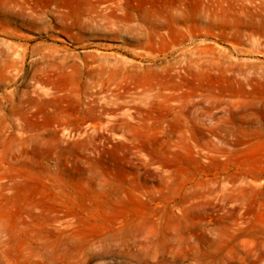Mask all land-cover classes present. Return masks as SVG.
<instances>
[{
	"label": "rangeland",
	"instance_id": "374dc122",
	"mask_svg": "<svg viewBox=\"0 0 264 264\" xmlns=\"http://www.w3.org/2000/svg\"><path fill=\"white\" fill-rule=\"evenodd\" d=\"M81 5L0 0V264H264V0Z\"/></svg>",
	"mask_w": 264,
	"mask_h": 264
},
{
	"label": "bare ground",
	"instance_id": "6f19581e",
	"mask_svg": "<svg viewBox=\"0 0 264 264\" xmlns=\"http://www.w3.org/2000/svg\"><path fill=\"white\" fill-rule=\"evenodd\" d=\"M22 1V3L23 4H27V0H21ZM49 1V3L50 4H55V5H57V6H62V4H63V6L64 7H66L67 9H68V14L66 15V17H70V16H75V17H77L76 18V21H77V23L74 25V26H83L82 24V22H81V11H82V5H81V1L82 0H48ZM65 1H69V3H65ZM119 1H122V0H119ZM31 2V1H30ZM120 5V4H119ZM4 6V5H3ZM112 6V5H111ZM114 6V5H113ZM116 6V5H115ZM25 7V6H24ZM65 9V8H64ZM120 9L122 10V11H125L126 10V7H125V4H122V5H120ZM18 11H14L13 9L11 10L10 9V11L7 9V7H6V9H2V12L3 13H5V14H13V13H15L16 15H21L22 14V11H23V8H20V9H17ZM113 11H114V9H111V14H113ZM29 12H31V11H29ZM28 13V12H27ZM33 14V13H32ZM60 15V14H59ZM62 16H64V15H62ZM26 17V16H25ZM24 16H23V18H25ZM61 17V16H60ZM39 18V17H38ZM40 20V19H39ZM60 20V19H59ZM91 20V19H90ZM148 20H150V18L148 19ZM81 22V23H80ZM186 23V22H185ZM28 24V23H27ZM64 24H65V22H64ZM86 25H88V24H85V27H87ZM118 29V28H117ZM3 30V29H2ZM8 30V29H7ZM14 32V31H13ZM134 38V37H133ZM4 46L6 45V44H3ZM28 47V46H27ZM28 49V48H27ZM30 50V49H29ZM34 51V50H33ZM33 51H31V52H33ZM20 52H23V55H25L26 53H27V51L26 50H20ZM40 52V51H39ZM18 54H19V52H18ZM34 54V53H33ZM35 54H36V52H35ZM16 57H17V55H16ZM19 57H21V55L19 56ZM24 58V57H23ZM42 58V57H41ZM17 59H18V57H17ZM43 59L44 60H46L47 59V57H43ZM91 67V66H90ZM99 67H101L100 65H99ZM98 73V72H97Z\"/></svg>",
	"mask_w": 264,
	"mask_h": 264
}]
</instances>
